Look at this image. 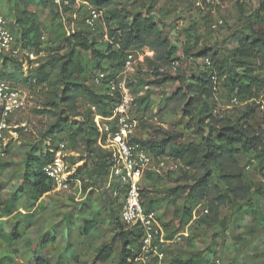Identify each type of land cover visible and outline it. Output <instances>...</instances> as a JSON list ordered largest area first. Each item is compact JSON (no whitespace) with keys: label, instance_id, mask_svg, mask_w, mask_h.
I'll use <instances>...</instances> for the list:
<instances>
[{"label":"trees","instance_id":"16d2710c","mask_svg":"<svg viewBox=\"0 0 264 264\" xmlns=\"http://www.w3.org/2000/svg\"><path fill=\"white\" fill-rule=\"evenodd\" d=\"M9 1L14 2V5L10 7L9 16L3 17L8 20L11 15L14 16V19L9 20L8 27L19 45L31 51H33L31 48L40 49V19L37 13L30 10L37 7L46 10L50 15L51 28L58 48L49 54L47 61L42 64H38L37 60L34 62L30 60L27 74H24V63L19 59L0 54L5 67L10 61L17 64V71L0 74V80L14 87L53 88L47 107L53 109L54 121L42 135L47 143L44 148L32 147L26 153L22 183L16 191V196L21 195L22 200L27 203H37L55 189L53 181L44 173V168L54 160L51 150L57 148L59 142L65 141L58 139V134H66L69 137L67 139L69 142H65L70 151L77 150L81 141L91 154L97 156L98 174L102 175L104 182L106 181L109 158L105 150L98 152L100 144L103 149V132L99 119L111 115L119 102L120 94L111 95L107 80L103 85L95 86L94 72L106 71L109 73L108 78L114 79L124 69L129 52L149 49L154 52L153 57H147L144 63L139 64L135 74L128 80V86L135 96L133 114L140 123L138 136L133 141L141 144L156 159L169 157L182 165L176 172H168L169 179H174L177 183H186L184 186H177L172 195L176 198L186 196L187 203H205L208 213L203 221L212 225L221 223L219 218L221 208L228 202L264 198V166L260 170L263 182L249 183L246 176L247 166H242L239 160L240 156L251 154L264 163V114L262 126L256 129L252 124L261 109L262 105L258 100L264 91V78L256 75L258 70L264 69V0H260V7L254 19H249L250 22L245 26V36L239 39V45L224 60L218 58L217 54L208 48H200L201 36L194 26L184 30V36L179 34L175 40L166 36L168 25L164 17H167L169 12L166 10L156 12L159 0H134L131 10L122 0H82L104 11L109 41L103 38L105 31L102 26H98L95 32L83 26L81 18L85 16L84 6L81 7L82 13L77 20L76 33L71 36L66 34L60 21V10L76 12L77 8L74 7L78 0H62L59 5L56 0ZM65 1L69 2V5H64ZM238 10L240 16H245L243 4L238 3ZM98 31L102 32L101 41L87 36L88 32L95 34ZM177 41L181 42L180 46ZM179 49L182 56L176 57ZM83 51L94 61L91 80L93 88L83 84L86 62ZM194 57L199 58L204 65L198 74L190 72L191 61L196 62ZM206 59L211 60V67L206 66L204 62ZM176 61L188 63L182 76L175 75L179 67L174 71L172 64ZM255 61L259 62L258 68L250 66ZM104 62L108 66L103 65ZM239 69L242 72H238ZM142 71L152 73L156 79L150 81ZM189 74L192 76L190 79ZM214 76L217 82L213 80ZM224 81H227V88L234 94L231 100L237 97L240 103L248 102L238 111L234 120L224 115L220 117L213 112V108L211 109V101L216 102L218 83L222 85ZM171 82H179V87L170 96L162 99L158 109L162 112L173 102H178V107L184 115L192 117L191 122L196 124L197 129L190 138L187 134L151 128L149 138L143 139L141 128L144 131L149 129L146 128L148 124L145 117L148 111L153 112L152 108L157 107V103L151 99L152 87ZM145 86H150L151 89L139 96ZM81 106L86 107L85 112H81ZM79 117L82 118L81 121L77 120ZM194 117L197 119L194 120ZM194 134L201 140L194 139ZM77 161V158H68L70 166L75 165ZM8 167L10 164L6 161L0 165V168ZM80 174L79 168L72 178L81 182L83 180L79 178ZM153 179L162 181L158 173H148L145 176L142 196L146 210L156 211L153 209L155 201L146 198L145 185ZM98 181L97 178L95 185H98ZM72 186L75 187V184ZM89 187L92 186L83 181L76 190L82 193ZM103 194L107 196L105 199L110 205L118 211L115 219V236L111 243L104 244L97 250L93 263H108L114 256V241L117 240L121 244L118 264H137L142 232L139 227L128 228L124 225L120 219V203L107 191L104 190ZM86 224L88 225L86 235L98 228L95 219L88 220ZM11 226L8 231L6 229L4 233H0V240L5 241L9 253H15V240L20 239V222ZM32 260H34L32 264H50L43 258ZM68 260L69 264L79 263L77 255ZM164 262L165 259L162 264H165ZM173 264H205V261L199 256H193L187 260H175Z\"/></svg>","mask_w":264,"mask_h":264},{"label":"rangeland","instance_id":"374dc122","mask_svg":"<svg viewBox=\"0 0 264 264\" xmlns=\"http://www.w3.org/2000/svg\"><path fill=\"white\" fill-rule=\"evenodd\" d=\"M122 1L131 10L134 0ZM238 3L243 4L245 10L243 17L240 16ZM13 5L12 1L0 0V15L9 16L10 7ZM259 7L260 0H227L215 9L204 7L198 10L189 0H159L156 12L159 10L169 12V15L164 17L168 25L166 36L175 40L184 30L194 26L201 36L200 48H208L216 53L218 58L224 60L239 45V39L245 36V26L250 22L249 19H254ZM30 10L37 13L41 23L40 49L30 48L37 55V63L42 64L47 61L49 54L58 48L48 12L37 7ZM12 19L13 15L8 18V22ZM219 22L221 24L218 28L213 29L212 26ZM87 36L102 40L101 31L95 34L88 32ZM177 44L180 46L181 42L177 41ZM178 51L176 57H181L180 49ZM82 53L86 59L83 84L93 88L91 80L94 61L85 51ZM2 60L0 59V74L17 71V64L10 61L5 67ZM194 60L195 63L191 61L192 71L188 68L187 72L190 70L191 73L198 74L204 65L199 58L194 57ZM103 65L108 66L106 62ZM187 65L186 61H179V70L175 75L182 76ZM258 65L259 62L255 61L250 66L258 68ZM23 72L27 74V68H24ZM238 72L242 70L239 69ZM142 73L150 81L156 79L152 73L143 71ZM256 75L264 78V69L258 70ZM190 76L191 74L189 79L192 77ZM226 84L227 81L222 82V85L218 83L216 102L211 101V109L221 110L222 115L234 120L238 111L245 105L236 104L229 108L230 98L234 94ZM178 87L179 82L152 87L151 99L157 103V107L152 108L153 112L148 111L145 117L148 124L146 128L149 129L144 131L141 128L143 139L149 138L151 128L187 134L190 138L196 131L197 126L191 122L192 117L184 115L178 107V102H173L162 112L158 109L162 99L170 96ZM19 88L26 92L25 108L15 113L9 122L10 128L5 133L6 155L0 158V165L5 161L10 164L8 168H0V233H4L6 229L8 231L11 225L20 222V239L15 240V253H9L5 241L0 240V264H32L34 263L32 259L36 258H43L50 264H69L68 259L73 255L78 256V264H94L97 250L113 241L115 219L118 214L117 209L110 205L105 199L107 196L103 194L105 179L98 174V157L91 154L81 141L77 150L71 151L70 157L77 158L78 161L70 166V172L74 175L79 168L81 169L79 178L92 186L86 192L79 194L75 189L70 192L54 189L37 203H27L22 200L21 195L16 196V191L22 183L26 153L32 147L40 149L45 147L47 141L42 135L54 121L53 109L47 107L52 95V86ZM258 103L264 106V91ZM85 110L86 107L81 106V112ZM263 114L264 110L260 109L252 121L256 129L262 126ZM196 119L197 117L194 120ZM77 120L81 121L82 118L79 117ZM57 136L58 139L65 141L69 138L66 134ZM194 136V139L201 140L195 134ZM99 148L98 152L104 150L101 144ZM152 157L154 166L161 163L165 166L158 173L162 181L153 179L145 185L146 198L155 201L153 209H156L163 222L162 244L165 264H173L175 260H187L193 256L203 258L205 264H214L217 260H220L221 264H264V198L228 202L221 208L220 224L205 223L203 221L207 214L205 203H187L186 196L176 198L172 195L177 186H184L186 183H177L174 179H169L168 172H176L182 165L169 157L160 159L153 155ZM239 160L242 166H247L246 176L249 183L263 182L260 170L264 163L251 154L240 156ZM97 178L98 185H95ZM92 219L98 222V228L86 235L88 227L86 222ZM120 247V242L114 241V256L106 264H118ZM151 264L159 263L154 260Z\"/></svg>","mask_w":264,"mask_h":264},{"label":"built area","instance_id":"2783aa9c","mask_svg":"<svg viewBox=\"0 0 264 264\" xmlns=\"http://www.w3.org/2000/svg\"><path fill=\"white\" fill-rule=\"evenodd\" d=\"M62 0H56L59 5ZM197 8L215 9L227 0H189ZM64 5H69L65 1ZM84 6L85 16L82 19L83 26L91 32H95L98 26H102L105 34V41H109L107 27L104 20V11L92 6L88 2L78 0L74 8L76 12H65L60 10V21L62 22L66 34L71 36L77 31V20L80 17L81 7ZM221 22L212 26L217 29ZM0 54H7L19 59L24 63V68H29V61H36L37 55L30 49L23 48L16 41V37L8 27V20L0 15ZM154 52L149 49L143 51H131L127 55L124 69L114 79H109V73L103 70H96L93 76V84L97 87L108 81L107 87L110 88L111 95L120 94L119 102L113 108L111 115L107 118L99 119L103 132V149L108 154L109 170L103 190L117 200L119 205L120 219L128 228L139 227L142 232L141 250L137 259V264H151L157 260L162 264L165 254L163 251L162 237L164 235L162 220L159 213L155 210H146L143 204L142 190L145 176L148 173H159L165 168L164 163L153 165L154 158L141 144L134 142L138 136L140 123L134 117L133 103L135 96L128 86L129 78L135 74L139 64L144 63L147 57H153ZM207 67L212 66L210 59H206ZM173 70L179 67V62L172 64ZM213 80L217 82L214 76ZM150 86H145L144 91L139 96L145 94ZM26 92L19 87L11 86L8 82L0 80V158L5 157V133L9 130L12 116L25 108ZM248 102L240 103L237 97L230 101L229 108L232 106L246 105ZM264 110V106H261ZM216 115L223 117L221 110L213 111ZM54 160L44 168L46 176L53 181L55 189L70 192L81 186L80 180L72 178L68 158L71 151L65 141L58 143L57 148L51 150ZM249 169V167H248ZM75 184V187L72 186ZM81 194V191H78ZM206 213L208 211L206 210ZM180 241V239H178ZM214 264H221L220 260Z\"/></svg>","mask_w":264,"mask_h":264}]
</instances>
